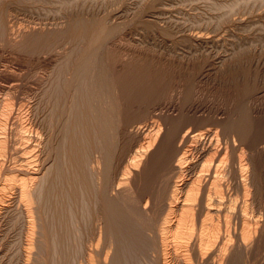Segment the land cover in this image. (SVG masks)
Wrapping results in <instances>:
<instances>
[{
	"label": "bare ground",
	"instance_id": "obj_1",
	"mask_svg": "<svg viewBox=\"0 0 264 264\" xmlns=\"http://www.w3.org/2000/svg\"><path fill=\"white\" fill-rule=\"evenodd\" d=\"M198 1L0 0V264L260 253L264 64L229 46L233 2Z\"/></svg>",
	"mask_w": 264,
	"mask_h": 264
},
{
	"label": "rangeland",
	"instance_id": "obj_2",
	"mask_svg": "<svg viewBox=\"0 0 264 264\" xmlns=\"http://www.w3.org/2000/svg\"><path fill=\"white\" fill-rule=\"evenodd\" d=\"M198 1V0H197ZM213 1H218V0H209V1H207V0H199L198 2L199 3H196V2H194V3H192V5L190 4V3H185V5H184V7H186L185 9H188V8H190V9H188L189 10V12H190V10H191V12H194V11H196V12H198L199 10L201 11L202 9H205V8H208V7H206V6H208L207 4H211L210 2H213ZM229 1V3H232L233 2V5L235 4V6H234V8H232L231 10V16L230 17H228V19L226 20V25H224V27H223V31L222 32H224L223 34H225V35H227V37H230L229 38V40H230V45L229 46H232L231 45V43H233V44H237L236 46H238V44H240V45H242L243 47H246L247 49H251L250 51H252L253 53L252 54H255V57H257V59L260 57V56H262L261 58H263V59H261V58H259V60H260V62L262 63V64H264V31L262 30V27H264V7H263V9L261 10V8H262V6H264V0H247V1H245V0H228ZM231 1V2H230ZM245 2V3H244ZM247 3V4H246ZM249 3V4H248ZM255 3V4H254ZM260 3H262L261 5H260ZM206 4V5H205ZM191 5V6H190ZM248 5V6H247ZM246 6V7H245ZM254 6V7H253ZM192 7L194 8L193 9V11H192ZM197 8H198V11H197ZM259 8V9H258ZM196 9V10H195ZM19 11H18V19H19V21L20 22H22V23H24L25 21H24V19H30V20H32L33 18V15L35 16V14L31 11H29V10H27V9H25L24 10V7H20V9H18ZM263 11V12H262ZM226 11H218V12H214L215 14L217 13V14H219V13H225ZM233 12V13H232ZM214 13H212V14H214ZM233 14V15H232ZM236 14H238V15H236ZM37 15V14H36ZM234 15H236V16H234ZM260 15H261V17H260ZM29 16V17H28ZM30 16H32V17H30ZM232 16H234V17H232ZM244 16V17H243ZM36 17V16H35ZM233 19H232V18ZM24 18V19H23ZM32 18V19H31ZM232 20H231V19ZM239 18H241V19H239ZM247 18V19H246ZM255 18V19H254ZM230 19V20H229ZM239 20V21H236V20ZM245 19V20H244ZM244 20V21H243ZM262 20V21H261ZM233 21V22H232ZM250 22V23H249ZM228 23V24H227ZM234 23V24H233ZM248 24V25H247ZM229 25V26H228ZM247 25V26H246ZM260 25V26H259ZM235 26V27H234ZM244 26V27H243ZM251 26H252V28H251ZM243 27V28H242ZM237 28V29H236ZM246 28V29H245ZM249 28H251V29H253V30H251V29H249ZM260 28V29H259ZM227 29H228V31H227ZM243 29V30H242ZM245 29V30H244ZM259 29V30H258ZM264 29V28H263ZM140 30H142V31H140ZM235 30V31H234ZM238 30H240V31H238ZM248 32H247V31ZM251 30V31H250ZM256 30H258V31H256ZM260 30H262V31H260ZM144 31L146 32V30L144 29ZM143 29H141V28H138L137 29V33H138V35L139 36H141L142 34H143ZM227 31V32H226ZM232 31V32H231ZM243 31V32H242ZM140 32V33H139ZM144 32V33H145ZM153 32H154V34L156 35V37H155V35H154V37L152 36L153 35ZM237 32V33H236ZM239 32H241L240 33V35H239ZM252 32V33H251ZM255 32V33H254ZM137 33H136V35L135 36H138L137 35ZM142 33V34H141ZM146 33H148V34H146ZM145 34H143V35H145V39H147V40H149L148 42L150 43L151 42V44H154V45H156L157 47H159L160 45V47L163 49V50H166V48L168 49L169 47H173L174 46V44H175V46L178 48V50H180L181 52H183V53H193V52H197L196 51V48L194 47V46H192V45H190L189 43H186V42H184V41H182V42H184V43H177L176 44V41L175 42H173V40H176V38L174 39V38H172V37H159L158 35H157V33H156V31H155V29H152V30H150V32L149 31H147ZM232 34V35H231ZM251 34V35H250ZM258 34V35H257ZM152 36V37H151ZM231 36H233V37H231ZM247 36V37H246ZM148 37V38H147ZM151 37V38H150ZM235 37H236V39H235ZM239 37V38H238ZM159 38V39H158ZM233 38V39H232ZM245 38V39H244ZM153 39V40H152ZM162 39H164L163 41H162ZM166 39V40H165ZM169 39V40H168ZM171 39V40H170ZM235 40V41H234ZM165 41V42H164ZM239 41H240V43H239ZM158 42V43H157ZM171 42H172V44H171ZM238 42V43H237ZM161 43V44H160ZM169 44H171V45H169ZM173 45V46H172ZM186 46V47H185ZM249 46V47H248ZM256 48V49H255ZM186 49H187V51H186ZM186 51V52H185ZM191 51V52H190ZM3 54V55H2ZM2 54L0 53V64H2V65H6V63H7V61H6V59H9V57L10 56H12V53L11 52H9V50H6V52H5V50H3V52H2ZM4 55H5V57H4ZM3 56V57H2ZM8 56V57H7ZM11 58V57H10ZM2 61H3V63H2ZM255 66V65H254ZM264 66V65H263ZM47 70V69H46ZM46 70L45 69H43L42 71H41V73L42 72H45L46 73ZM47 72H48V70H47ZM43 74V73H42ZM262 74L264 75V73H263V71H262ZM263 80V79H262ZM264 81V80H263ZM212 97V98H211ZM29 99H30V97H28ZM213 98H215L214 96H210V100H215V99H213ZM31 100H32V98H31ZM216 100H217V98H216ZM215 100V101H216ZM217 103L219 102V104H222V106H224L225 107V105H224V103L223 102H221V101H219V100H217L216 101ZM221 102V103H220ZM264 196H262L261 197V199H259L260 201H262V204L264 205V198H263ZM263 198V199H262ZM263 250H264V246L262 247V250L261 251H259L260 253L258 254V255H256V256H252L251 257V259H250V261H251V263H249V264H264V254H263ZM254 257V258H253ZM260 257V258H259ZM262 258V259H261ZM255 260V261H254ZM249 261V262H250Z\"/></svg>",
	"mask_w": 264,
	"mask_h": 264
}]
</instances>
